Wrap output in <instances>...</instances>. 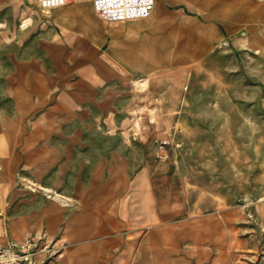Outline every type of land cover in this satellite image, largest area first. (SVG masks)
Returning <instances> with one entry per match:
<instances>
[{
    "label": "rangeland",
    "instance_id": "rangeland-1",
    "mask_svg": "<svg viewBox=\"0 0 264 264\" xmlns=\"http://www.w3.org/2000/svg\"><path fill=\"white\" fill-rule=\"evenodd\" d=\"M263 2L108 22L92 0H0V244L33 238L37 264H264Z\"/></svg>",
    "mask_w": 264,
    "mask_h": 264
},
{
    "label": "built area",
    "instance_id": "built-area-1",
    "mask_svg": "<svg viewBox=\"0 0 264 264\" xmlns=\"http://www.w3.org/2000/svg\"><path fill=\"white\" fill-rule=\"evenodd\" d=\"M43 12L61 7L70 0H33ZM97 16L103 21H125L147 18L154 7V0H92ZM165 141L160 142L164 147ZM36 244L29 237L15 244H0V264H37Z\"/></svg>",
    "mask_w": 264,
    "mask_h": 264
},
{
    "label": "crops",
    "instance_id": "crops-1",
    "mask_svg": "<svg viewBox=\"0 0 264 264\" xmlns=\"http://www.w3.org/2000/svg\"><path fill=\"white\" fill-rule=\"evenodd\" d=\"M85 0H77L73 5H70L68 7H61V8H54V10L56 11H60V10H69L71 12H75V13H82V5L81 3L84 2ZM167 1V0H155V6H154V10L152 11L151 15L154 19L155 18H162V19H167V13L165 12V10L163 9V3ZM260 2H263L264 0H259ZM264 3V2H263ZM261 3V4H263ZM251 13H252V16L255 14V13H260L261 10L256 8V7H252V9H250ZM96 21V19H94ZM27 22L25 25H24V22ZM29 23V19H25L22 24L20 25V27H26ZM261 29V32H264V28H260ZM263 34V33H262ZM261 43L264 44V34L261 36ZM141 79H136L135 82H140Z\"/></svg>",
    "mask_w": 264,
    "mask_h": 264
},
{
    "label": "bare ground",
    "instance_id": "bare-ground-1",
    "mask_svg": "<svg viewBox=\"0 0 264 264\" xmlns=\"http://www.w3.org/2000/svg\"><path fill=\"white\" fill-rule=\"evenodd\" d=\"M70 2H71V0H70ZM66 5H68V3H67ZM66 5H64V6H66ZM64 6H61V7H64ZM154 6H155V0H154ZM61 7H56V8H61ZM53 9H54V8H53ZM51 10H52V9H51ZM153 10H154V7H153ZM153 10H152V11H153ZM49 11H50V10H49ZM49 11H48V12H49ZM151 13H152V12H151ZM150 15H151V14H150ZM150 15H149V16H150ZM61 200H62V199H61Z\"/></svg>",
    "mask_w": 264,
    "mask_h": 264
}]
</instances>
